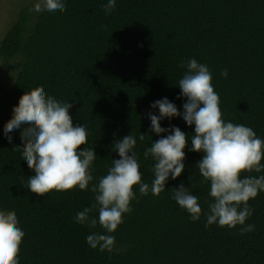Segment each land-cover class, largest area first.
Wrapping results in <instances>:
<instances>
[{
  "label": "trees",
  "instance_id": "obj_1",
  "mask_svg": "<svg viewBox=\"0 0 264 264\" xmlns=\"http://www.w3.org/2000/svg\"><path fill=\"white\" fill-rule=\"evenodd\" d=\"M107 2L65 0L64 13L14 4L17 11L1 34L0 210L14 211L25 232L19 264H264V192L249 201L254 213L244 226L254 224L255 230L243 235L242 225L205 227L204 215L193 221L172 199V189L183 182L203 211L212 202L210 183L196 167L203 154L189 151L190 139L185 170L176 180L169 177L165 191L144 196L134 186L133 211L112 233L124 249L119 254L92 249L86 236L104 229L74 219L94 203L90 190H53L40 197L27 188L34 170L17 147L23 146L21 130L9 133V143L4 125L19 98L36 86L73 105V125L89 132L81 148L97 154L96 181L120 158L112 151L114 139L141 132L150 136L138 140L135 151L143 182L151 185L155 161L143 153L160 137L149 132L147 113L159 115L150 105L164 97L183 112L178 81L186 69L178 66L188 59L209 67L224 120L251 127L264 139V0H116L106 13ZM170 125L194 134L181 117L161 121ZM90 215L98 220L97 211Z\"/></svg>",
  "mask_w": 264,
  "mask_h": 264
},
{
  "label": "clouds",
  "instance_id": "obj_2",
  "mask_svg": "<svg viewBox=\"0 0 264 264\" xmlns=\"http://www.w3.org/2000/svg\"><path fill=\"white\" fill-rule=\"evenodd\" d=\"M116 6V0H108L103 5L106 13ZM32 11L64 13L65 0H37ZM178 67L186 69L178 81L181 92L177 99L185 98L183 112L167 97L156 100L150 107L159 109V115L147 113L150 120L149 132L160 138L144 150V159L149 156L155 161L154 178L151 185L144 183L140 163L135 151L138 140L143 142L147 135L139 137L132 134L122 139H114L112 151L119 159H112L107 173L99 177L93 175V164L97 158L95 148L81 146L88 143L89 132L84 125H73L69 110L73 105L60 102L47 94L43 86L26 91L13 107L12 118L4 125V135L9 143V133L20 129L22 159L34 174L29 177L27 188L37 196L55 190L71 191L75 188L94 193V203L76 213L75 221L95 228L97 223L104 233L92 232L86 242L92 249L101 252L124 249L117 247L115 233L124 222V215L131 213V202L137 199L134 186H139L140 195L159 196L166 189L171 177L176 180L185 170V148L191 140L189 151L200 152L202 159L196 163L200 175L210 183L207 211H203L199 198L192 194L183 182L173 188L172 199L186 210L193 221L201 215L206 218L205 227L217 224L219 227L236 228L254 213L249 201L264 192V174L246 175L244 173H264V139L244 124L224 120L220 107V96L213 86V76L206 64L196 59H188ZM225 78L227 69L221 72ZM181 117L189 126H194V134H187L175 125L161 126L164 119ZM167 135H162V134ZM115 137V134H113ZM96 181V182H94ZM191 183V176L189 177ZM98 212V220L91 216ZM255 230L254 224L240 228V234ZM25 232L19 226L14 211L0 210V264H19L20 247Z\"/></svg>",
  "mask_w": 264,
  "mask_h": 264
},
{
  "label": "rangeland",
  "instance_id": "obj_3",
  "mask_svg": "<svg viewBox=\"0 0 264 264\" xmlns=\"http://www.w3.org/2000/svg\"><path fill=\"white\" fill-rule=\"evenodd\" d=\"M36 2L37 0H0V37L17 8H21L23 5L27 4L33 6ZM14 4L17 5L16 9L13 6ZM2 74L3 72L0 68V75Z\"/></svg>",
  "mask_w": 264,
  "mask_h": 264
}]
</instances>
